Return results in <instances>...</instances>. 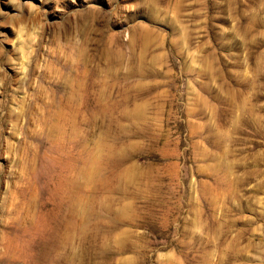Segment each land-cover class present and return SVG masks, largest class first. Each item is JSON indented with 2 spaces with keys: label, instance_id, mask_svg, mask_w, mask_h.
Listing matches in <instances>:
<instances>
[{
  "label": "rangeland",
  "instance_id": "374dc122",
  "mask_svg": "<svg viewBox=\"0 0 264 264\" xmlns=\"http://www.w3.org/2000/svg\"><path fill=\"white\" fill-rule=\"evenodd\" d=\"M0 264H264V0H0Z\"/></svg>",
  "mask_w": 264,
  "mask_h": 264
}]
</instances>
